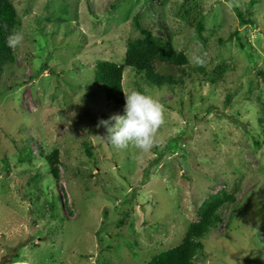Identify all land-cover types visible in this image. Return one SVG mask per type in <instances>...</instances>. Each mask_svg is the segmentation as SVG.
<instances>
[{"label": "rangeland", "instance_id": "1", "mask_svg": "<svg viewBox=\"0 0 264 264\" xmlns=\"http://www.w3.org/2000/svg\"><path fill=\"white\" fill-rule=\"evenodd\" d=\"M8 1L23 40L0 75V264H146L178 246L202 202L222 189L236 190V203L220 211L195 264H264L256 138L264 0ZM194 4L205 17L200 34L183 19ZM138 26L189 61L173 91L123 71L124 93L139 90L164 107L148 152L118 149L97 127L120 113L95 82V64L120 65L126 40L142 37ZM199 65L209 78L226 70L210 84L192 70ZM54 152L56 181L46 160Z\"/></svg>", "mask_w": 264, "mask_h": 264}, {"label": "trees", "instance_id": "2", "mask_svg": "<svg viewBox=\"0 0 264 264\" xmlns=\"http://www.w3.org/2000/svg\"><path fill=\"white\" fill-rule=\"evenodd\" d=\"M252 6L253 3L250 2L248 8ZM233 9L240 24L247 22L251 24L252 21L246 19L240 10L236 7ZM183 19L188 25L194 27L197 34L203 31L205 17L202 15L200 6L194 4L192 8L185 11ZM19 24L13 5L8 0H0V75L5 68L11 69L14 66L16 55L13 47L9 46L8 37L16 32ZM137 28H139L142 37L138 40L130 38L126 40V51L120 65L110 61H99L94 67L95 82L103 90L106 100L113 105L114 111H118L120 114H123L125 103L122 87L125 68H130L139 80L143 75V81L159 91L165 89L173 91L174 86L183 83L185 75L189 76L185 72L189 61L182 51L174 49L169 39L165 41L155 37L149 30L140 29L139 26ZM237 44L240 49H245V44L240 38H237ZM192 70L201 74L203 81L214 84L226 69H220L214 78H209L211 75L206 73L201 65ZM259 75L264 80V72L261 71ZM257 124L261 128V132L256 138L264 143V107L258 114ZM256 142L260 144L258 141ZM46 160L49 164L48 171L51 179L58 180V168L55 166L58 162L57 152L47 155ZM236 192L235 190L230 193L222 189L209 195L200 205L197 219L191 223L181 243L173 249L154 255L146 264H195L198 253L203 251L201 240L220 224V211L227 206L235 205Z\"/></svg>", "mask_w": 264, "mask_h": 264}, {"label": "clouds", "instance_id": "3", "mask_svg": "<svg viewBox=\"0 0 264 264\" xmlns=\"http://www.w3.org/2000/svg\"><path fill=\"white\" fill-rule=\"evenodd\" d=\"M22 40L23 35L19 32L8 37L9 46L13 48L18 47ZM193 63L203 64L204 60L195 57ZM124 101L122 115L98 121L97 127L106 130V135L99 138L118 149L131 145L141 152H148L154 146L155 133L164 123V107L154 96L139 90L124 93Z\"/></svg>", "mask_w": 264, "mask_h": 264}]
</instances>
